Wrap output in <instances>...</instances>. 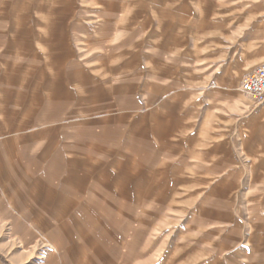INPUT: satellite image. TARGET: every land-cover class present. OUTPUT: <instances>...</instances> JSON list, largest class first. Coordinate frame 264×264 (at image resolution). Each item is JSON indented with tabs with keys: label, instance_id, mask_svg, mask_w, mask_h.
<instances>
[{
	"label": "rangeland",
	"instance_id": "1",
	"mask_svg": "<svg viewBox=\"0 0 264 264\" xmlns=\"http://www.w3.org/2000/svg\"><path fill=\"white\" fill-rule=\"evenodd\" d=\"M261 53L264 0H0V264H264Z\"/></svg>",
	"mask_w": 264,
	"mask_h": 264
},
{
	"label": "built area",
	"instance_id": "2",
	"mask_svg": "<svg viewBox=\"0 0 264 264\" xmlns=\"http://www.w3.org/2000/svg\"><path fill=\"white\" fill-rule=\"evenodd\" d=\"M239 90L253 103L257 105L264 103V63L241 80Z\"/></svg>",
	"mask_w": 264,
	"mask_h": 264
},
{
	"label": "crops",
	"instance_id": "3",
	"mask_svg": "<svg viewBox=\"0 0 264 264\" xmlns=\"http://www.w3.org/2000/svg\"><path fill=\"white\" fill-rule=\"evenodd\" d=\"M263 54L264 53H261V55L258 56V58H259L258 61H260L261 59H264V58H262ZM255 62L256 61H252V63H255ZM263 122H264V111L261 112V115L258 118H254V122H253L250 130L251 131L257 130L258 134H261L262 132H263L262 134H264V123ZM250 135H252V134H250ZM244 141H246V140L244 139L243 143H244ZM245 145H246V143H245ZM255 151H256V149H255ZM256 159L257 158L255 157V160ZM253 228H255V227L250 226V230H252ZM53 237L54 236L52 234L47 235L48 243H49L52 251H54V248H57V245H59L60 251H61L63 249V247H62L63 243L61 241V237H58V236L56 238H53ZM54 252H57V251H54Z\"/></svg>",
	"mask_w": 264,
	"mask_h": 264
},
{
	"label": "bare ground",
	"instance_id": "4",
	"mask_svg": "<svg viewBox=\"0 0 264 264\" xmlns=\"http://www.w3.org/2000/svg\"><path fill=\"white\" fill-rule=\"evenodd\" d=\"M262 58H264V54H263ZM62 247H63V246H62ZM54 251L60 252V247H59V245H57V248H54Z\"/></svg>",
	"mask_w": 264,
	"mask_h": 264
}]
</instances>
